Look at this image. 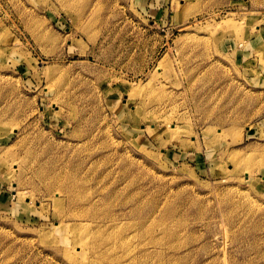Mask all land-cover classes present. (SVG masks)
Listing matches in <instances>:
<instances>
[{"label":"rangeland","instance_id":"1","mask_svg":"<svg viewBox=\"0 0 264 264\" xmlns=\"http://www.w3.org/2000/svg\"><path fill=\"white\" fill-rule=\"evenodd\" d=\"M99 263L264 264V0H0V264Z\"/></svg>","mask_w":264,"mask_h":264},{"label":"bare ground","instance_id":"2","mask_svg":"<svg viewBox=\"0 0 264 264\" xmlns=\"http://www.w3.org/2000/svg\"><path fill=\"white\" fill-rule=\"evenodd\" d=\"M136 87V86H135ZM133 88V87H130V93L132 94V93H137V92H139L138 91V89L137 88ZM140 89V88H139ZM125 102L126 103H128L129 104V100L126 98L125 99ZM168 119V118H167ZM159 120V119H158ZM143 131V130H142ZM167 132H169V134L170 135H176V134H178V129H177V127H174V128H172L171 130H169L168 131V129H167ZM70 184V183H69ZM66 185V184H65ZM70 186V185H69ZM67 187V186H66ZM63 188V187H62ZM71 189V188H70ZM73 189H75L74 187H73ZM72 189V190H73ZM66 190V189H65ZM68 192H69V189H68ZM98 225H99V223H98ZM97 224H96V226L97 227H99ZM96 226H94L95 228H97ZM103 226V225H102ZM107 227V226H106ZM105 228V227H104ZM95 230V229H94ZM103 230V229H102ZM96 231V230H95ZM94 231V232H95ZM106 231V230H105ZM92 232H93V230H92ZM98 232V231H97ZM88 233H91L90 231L88 232ZM99 233H101V229H100V232H98V234ZM96 234V233H95ZM91 235V234H90ZM101 235H103V234H101ZM105 236V235H104ZM87 237V236H86ZM84 237V239H82V241L80 242V243H74V245H73V247H76L77 248V250H79L78 252H83V251H85V252H87L88 254L87 255H95L96 256V258L98 257V255H101L102 257L101 258H103V256L105 255V254H107V253H105L104 254V252H107V251H105V250H109V249H111L112 248V246H113V242H109V240H112V236L110 237H106V238H103V236L101 237L100 235L98 236H95V237H93L92 239H91V241H92V243L89 241V239H90V237ZM107 245V246H106ZM108 247V248H107ZM146 252V251H145ZM104 254V255H103ZM145 255H147V254H145ZM87 260H89L88 258H86ZM105 259V258H104ZM95 262H96V260H94ZM101 261V260H100ZM100 261H97V262H100ZM102 262V261H101ZM107 262V261H106ZM100 264V263H99Z\"/></svg>","mask_w":264,"mask_h":264}]
</instances>
